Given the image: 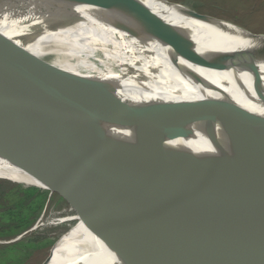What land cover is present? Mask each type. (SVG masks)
<instances>
[{
	"label": "water",
	"instance_id": "1",
	"mask_svg": "<svg viewBox=\"0 0 264 264\" xmlns=\"http://www.w3.org/2000/svg\"><path fill=\"white\" fill-rule=\"evenodd\" d=\"M46 1L114 9L111 12L186 52L193 63L206 66V59L185 33L136 3ZM30 60L40 74L44 65L35 57ZM2 76V159L41 183L55 185L54 191L74 198L75 206L84 202L61 185L62 176L82 177L109 190L140 214L185 238L195 252L238 260L255 255L262 260L255 264H264V125H203L199 132L208 149L194 150L181 140L196 138L195 119L148 113ZM45 77L71 89L92 87L88 90L100 97L111 95L97 83L80 81V76L58 72Z\"/></svg>",
	"mask_w": 264,
	"mask_h": 264
},
{
	"label": "bare ground",
	"instance_id": "2",
	"mask_svg": "<svg viewBox=\"0 0 264 264\" xmlns=\"http://www.w3.org/2000/svg\"><path fill=\"white\" fill-rule=\"evenodd\" d=\"M128 1L185 33L206 59V66L193 63L186 52L129 18L111 12L114 9L61 6L46 0H0V77L22 78L18 83L148 113L195 119L196 138L181 140L194 150L208 149L199 132L203 125H264L263 34H251L227 21L200 16L182 2ZM32 57L45 66L40 74L33 68ZM48 72L80 76V81L97 83L100 90L111 95L100 97L90 92L92 87H81L80 91L63 86L64 82H51L45 77L51 75ZM152 104L153 108L144 107ZM157 104L180 107L162 108ZM14 175L12 170H0V178L16 181L18 177ZM59 181L67 190L89 183L92 188L84 191L96 192L92 199L98 202L93 210L58 222L94 216L101 202L121 216L136 220L138 226L149 219L126 200L90 180L62 176ZM31 184L42 187L47 183L34 179ZM48 185L49 191L56 190L55 185ZM147 224L109 243L101 264H199V255L194 261L186 258L193 249L185 238L153 219ZM199 253L203 257L201 264L262 261L255 255L238 260Z\"/></svg>",
	"mask_w": 264,
	"mask_h": 264
},
{
	"label": "rangeland",
	"instance_id": "3",
	"mask_svg": "<svg viewBox=\"0 0 264 264\" xmlns=\"http://www.w3.org/2000/svg\"><path fill=\"white\" fill-rule=\"evenodd\" d=\"M173 2H182L190 9H195L196 11L211 16L219 17L228 21H231L245 29H248L254 33L264 34V0H169ZM7 169L14 171L18 179L14 182H21L24 184L21 185L23 188L32 186V181L35 179L27 174L23 173L16 167L9 164L6 160L0 157V170ZM14 175V176H15ZM3 180V179H0ZM28 184V185H25ZM30 184V185H29ZM43 184V183H42ZM42 185L40 189L47 192V199L43 209L37 215L36 219L30 226V229L26 233H23L22 237L15 240L18 241L22 238L31 236V235H42L46 236L47 239L42 243V245L30 251L31 255L28 258L26 264H100L103 257H105L108 251V244L113 243L116 240L123 238L124 236L132 233L138 228L141 229L144 226L146 227L149 222L147 219L144 223L138 226L136 220L127 219L123 220L120 218H126L118 214L113 210L107 219L115 220L113 226L105 228L102 231V234L105 236L104 239H100L98 236L90 235L87 233L78 234L70 238V236L63 233L73 227L75 220L69 219L68 221L58 222L59 219L66 216L80 215L87 213L95 207L98 201L92 199L93 195L95 196L96 192L89 191L85 192L84 190L91 189L92 185H76L73 191L84 204H77L75 206L74 198L69 195H65L59 191H49V185ZM37 187V186H36ZM39 188V187H38ZM4 187L0 186V225L5 228L8 225L7 220H5L4 214L7 213V210L10 209L14 200L20 195H12L8 199V195L3 193ZM51 192V193H50ZM18 194V193H17ZM98 196V195H97ZM96 196V197H97ZM105 206V204L103 205ZM3 214V216H2ZM97 219V218H93ZM137 219V218H135ZM71 220V221H70ZM117 220V221H116ZM147 224V225H146ZM95 231V230H94ZM63 234V235H62ZM65 235V236H64ZM19 236V235H18ZM17 237V236H16ZM13 237L11 239H14ZM86 238V239H85ZM6 239L0 241H5ZM8 241V240H7ZM12 241V242H15ZM11 243V242H10ZM10 243L0 242V246L8 245ZM101 243L102 248L99 246ZM54 244V246H53ZM53 246V247H52ZM107 249V251H106ZM111 250V248H110ZM112 253V250H111ZM49 255V256H48ZM199 261V264L202 262V258L199 252L189 251L186 255V258L194 261V257ZM48 256V258H47ZM47 258V259H46ZM186 264V263H181ZM197 264V263H195Z\"/></svg>",
	"mask_w": 264,
	"mask_h": 264
},
{
	"label": "trees",
	"instance_id": "4",
	"mask_svg": "<svg viewBox=\"0 0 264 264\" xmlns=\"http://www.w3.org/2000/svg\"><path fill=\"white\" fill-rule=\"evenodd\" d=\"M157 105L161 106L162 108L165 107L171 109H178L180 107L179 105L175 104ZM144 107L153 108V104ZM0 186L4 187L3 193L8 195L6 199L14 194L15 196L19 195L20 193L17 199L13 201L10 209L7 210V213H5L4 217H2L7 220L6 222H8V225H6L5 228L1 227L0 225V239L10 240L11 238L18 235H23L24 232L30 229L31 224L36 219L37 215L40 213L46 203L47 192L35 186L23 188L21 185L14 184L6 180H0ZM112 212L113 209L108 206L107 209L102 210L100 213H97L88 219L75 220V223L70 231L68 230L63 234L68 235L71 238L78 234L87 233L106 240L104 239L105 236L102 234V231L105 228L113 226V222L115 220L107 219V217L112 214ZM120 219L127 220L128 218ZM100 228L103 230H100ZM46 239V236L31 235L18 241L11 242L8 245L0 246V264H26L28 258H30L31 255L30 251L39 248ZM102 245L106 244L101 243L99 246L102 248Z\"/></svg>",
	"mask_w": 264,
	"mask_h": 264
},
{
	"label": "flooded vegetation",
	"instance_id": "5",
	"mask_svg": "<svg viewBox=\"0 0 264 264\" xmlns=\"http://www.w3.org/2000/svg\"><path fill=\"white\" fill-rule=\"evenodd\" d=\"M104 205V203H102L101 202V205H100V207H99V212L98 213H100L102 210H104V209H107L108 208V206L105 204V206H103ZM92 217V216H91ZM89 218V217H88ZM88 218H85V219H88ZM100 230H103L102 228H100Z\"/></svg>",
	"mask_w": 264,
	"mask_h": 264
},
{
	"label": "built area",
	"instance_id": "6",
	"mask_svg": "<svg viewBox=\"0 0 264 264\" xmlns=\"http://www.w3.org/2000/svg\"><path fill=\"white\" fill-rule=\"evenodd\" d=\"M6 241V240H5ZM0 242H4V241H0Z\"/></svg>",
	"mask_w": 264,
	"mask_h": 264
}]
</instances>
